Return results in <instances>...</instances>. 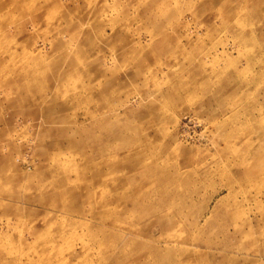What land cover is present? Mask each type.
<instances>
[{
	"label": "rangeland",
	"instance_id": "1",
	"mask_svg": "<svg viewBox=\"0 0 264 264\" xmlns=\"http://www.w3.org/2000/svg\"><path fill=\"white\" fill-rule=\"evenodd\" d=\"M0 264H264V0H0Z\"/></svg>",
	"mask_w": 264,
	"mask_h": 264
}]
</instances>
